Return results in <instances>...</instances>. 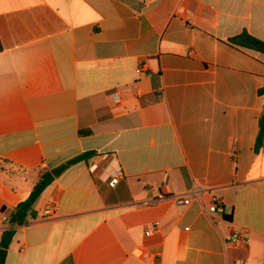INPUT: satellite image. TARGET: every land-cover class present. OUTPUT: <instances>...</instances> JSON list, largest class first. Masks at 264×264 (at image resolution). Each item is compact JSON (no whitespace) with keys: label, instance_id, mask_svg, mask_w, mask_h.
<instances>
[{"label":"crops","instance_id":"0c3cea01","mask_svg":"<svg viewBox=\"0 0 264 264\" xmlns=\"http://www.w3.org/2000/svg\"><path fill=\"white\" fill-rule=\"evenodd\" d=\"M242 32L264 41V0H0L4 264H264V53Z\"/></svg>","mask_w":264,"mask_h":264},{"label":"trees","instance_id":"16d2710c","mask_svg":"<svg viewBox=\"0 0 264 264\" xmlns=\"http://www.w3.org/2000/svg\"><path fill=\"white\" fill-rule=\"evenodd\" d=\"M228 42L239 48L264 53V41H261L246 32H242L238 36L230 38ZM260 92H264V90ZM262 146H264V111H262L258 123V132L254 143V152L258 153L262 149ZM90 155V153L82 154L58 166L50 172L42 174L30 193L23 201L17 204L15 212L9 218V222L12 225L26 224L28 214L32 215L33 204L36 202L44 189L54 180V178L63 173L69 166L89 157ZM12 233L13 232L11 230H8L2 235L0 242V264H4L5 262L6 248L11 239Z\"/></svg>","mask_w":264,"mask_h":264},{"label":"built area","instance_id":"2783aa9c","mask_svg":"<svg viewBox=\"0 0 264 264\" xmlns=\"http://www.w3.org/2000/svg\"><path fill=\"white\" fill-rule=\"evenodd\" d=\"M144 71V64H140L136 72L141 73ZM115 96V101H118L117 94H114ZM121 176V171L120 168H116V170L111 174L110 180L108 182V185L110 187H114ZM175 204L180 205V204H188V200L177 198L175 200ZM208 210L211 213H221L222 212V203L216 199L215 197H211L210 201L207 203ZM46 215H51V212L47 210L45 212ZM158 223L155 224L157 226ZM150 232H146V235L149 236ZM226 243L228 245H231L233 247H246L249 244V231L245 228L243 229H235L232 230L231 233L226 237ZM242 264H245V262H242Z\"/></svg>","mask_w":264,"mask_h":264},{"label":"water","instance_id":"95a60500","mask_svg":"<svg viewBox=\"0 0 264 264\" xmlns=\"http://www.w3.org/2000/svg\"><path fill=\"white\" fill-rule=\"evenodd\" d=\"M4 210V208L2 209V211Z\"/></svg>","mask_w":264,"mask_h":264}]
</instances>
